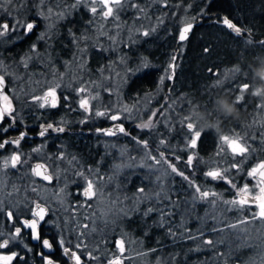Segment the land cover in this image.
<instances>
[{
  "label": "rangeland",
  "instance_id": "obj_1",
  "mask_svg": "<svg viewBox=\"0 0 264 264\" xmlns=\"http://www.w3.org/2000/svg\"><path fill=\"white\" fill-rule=\"evenodd\" d=\"M171 1L122 0L121 5L113 6L114 14L107 19L102 15V5L98 0H13L7 11L4 7H0V16L12 18L8 32L19 29L26 30L28 22H26L27 13H24V7L30 2H34L30 4V9L32 8L30 12L42 20V29L46 32L58 30L62 23H66V20L77 12L79 6L85 7L89 13V19L84 23L88 25H81L76 32L66 27L69 48L66 59H61L60 63L51 62L42 70L29 67V60L34 59L32 55L22 58L18 63L9 57L0 55V75L5 78L3 95L8 96L14 111H19L15 107V102L23 101L21 99L26 97L25 102L39 106L33 97L43 96L49 88H55L56 95L60 92L63 95L67 93L64 91L71 90L77 94V108L84 114V117L79 115L81 118H77V120L98 121L103 119L108 122V126L101 130L114 129V126L120 125L127 133L117 131L115 135L106 136L102 131L99 132L101 142L99 156L102 158L97 159L94 168L68 153L66 156L61 150L46 154L44 140L32 145L27 150H21L19 153L25 163L19 164V166L25 169L30 164L29 158L40 159L54 178L51 184H44L33 179L30 169L22 170L23 176L20 178L17 176L18 179H16L9 171L11 167L3 168L4 160H1L0 229L4 225L7 227L5 217L8 219L6 213L8 207L9 211L14 213L17 210L22 211L27 201L33 205L39 203L47 208L45 220L47 218L46 222L56 229L58 243L61 239L65 243L72 239V244L76 247L79 242L78 236L83 232V236H79V239L83 240L86 247L77 249L78 255L82 253L90 256L94 250L100 249L98 243H104L106 239L111 241V238H107V236L114 233L112 245L118 250L117 258L121 259V264H165L159 258L152 260L146 258L136 241L127 237L117 220L128 217L137 211H141L145 215L149 208L154 209L155 206H157L156 208L167 206L170 209L173 204L179 215L183 213L184 209H191V207L194 209L198 205L204 216L210 220L211 227L213 225L225 227L222 223L226 222L231 225L238 220L252 216L257 211L254 207H246L243 210L232 208L231 205H226L223 201L234 199L236 194L233 192L226 198L224 193L214 191L212 187L207 189L204 185L190 181L189 178L185 180L182 176L171 171L169 164L183 172L180 167H190L187 163L188 157L191 155L194 159L197 156L192 149L187 147L188 141L186 142L184 138V133L188 132L186 125L190 122L186 118H191L194 125L197 120L194 107L186 104L183 96H176L165 101L158 114L155 113L156 108H152L151 102L155 101L153 96H156L163 88L165 78L168 77L167 66L160 75L153 92L134 101H128L123 97V87L127 78L135 71L146 68L149 64L145 58H133L130 55L131 45L138 43L156 32L158 27L165 25L166 17L170 18L171 15L174 17L176 14V20L174 17L173 22H178L179 25L191 20L183 14L185 11L183 6L180 7ZM0 4H3V0H0ZM93 6L97 8L95 14L91 11ZM12 25H17L15 30H11ZM8 32L4 36H0V40L7 35L10 36L11 34ZM144 32H148L149 35L145 36ZM40 38L36 37L35 39ZM93 51L100 54L102 62L92 68L90 61ZM232 73H222L220 77L222 80L223 78L228 79ZM81 88H84L85 91L79 92ZM81 99L89 101L90 111H85L80 107ZM58 100L56 97V104ZM0 103L3 105L2 100ZM96 111H106L108 115L96 116ZM112 114L119 115L120 119L111 120L109 117ZM150 119L151 126L149 129L143 130L144 134L141 137L130 136L124 126L125 122L139 121L138 126L141 125V121L144 124L148 123ZM182 124L187 132L181 131ZM137 128V131L140 132L141 128ZM177 131L180 133L178 134ZM116 137L126 138L127 141L119 139V142H116ZM168 138H171L172 143H176L177 146L166 145ZM149 139L152 144H149ZM161 139L165 141L163 146L160 145ZM137 141H147L148 148H144ZM34 149H38V151H34ZM161 151L164 152L165 159L157 164L151 157L155 156L159 159ZM103 156L109 157V160L105 162ZM61 157L63 158L61 159ZM178 159H182V162ZM176 161L181 165H177ZM214 163L215 167L212 169H228L227 173L230 174L231 165H227L224 160H216ZM192 165L195 166L194 162ZM233 170L237 171V169ZM250 170L251 167L246 171L247 177ZM134 175H138L141 180L145 181L144 188L139 185V182L134 184L136 185L134 187L129 186ZM101 177L103 179H100ZM89 179L95 182L94 191L97 193L92 199H87L83 195ZM217 180L226 183L224 179ZM227 184L230 186L229 183ZM256 184L257 181H252V188ZM196 186L210 193L215 192L218 196L202 200L195 191ZM239 187H243V185L241 184ZM141 189L143 191H140ZM73 193H77L79 195L77 198L80 200H74ZM174 197L178 198L174 199ZM211 200H215L216 203H211ZM85 224L88 225L87 228L81 227ZM228 225L227 232L232 236L235 235L234 239L237 240L236 243L239 244V247L246 249L247 256H250L248 259H251L250 264H264V222L256 220L248 224H240L236 228L228 227ZM223 232L224 230L220 232L219 241L227 248L230 241L227 237H223ZM13 233L8 230L4 238H8ZM118 240L123 242V254L116 246ZM11 241L12 243L18 242L19 239L16 237ZM205 241H209V238H206ZM59 248L63 251L62 247ZM112 259L110 258V260ZM90 264L98 263L96 259H93Z\"/></svg>",
  "mask_w": 264,
  "mask_h": 264
},
{
  "label": "trees",
  "instance_id": "obj_2",
  "mask_svg": "<svg viewBox=\"0 0 264 264\" xmlns=\"http://www.w3.org/2000/svg\"><path fill=\"white\" fill-rule=\"evenodd\" d=\"M171 2L180 7L183 6L185 8L183 14L188 19L197 20L200 18V21L194 25L184 43L177 42L176 36L181 25L178 22H173L174 17L176 20L175 14L174 17L172 15L170 18L166 17L165 25L158 27L156 32L131 45L130 55L133 58H145L149 64L146 68L135 71L127 78L123 87V97L128 101H134L153 92L166 66H172V77L165 78L163 88L156 96H153L155 101L151 102L152 108H156L155 113L158 114L165 101L183 95L184 102L200 113V120L205 119V112L210 109L211 113L207 119L211 122V128L201 127V136L197 140L194 151L200 159L197 158L194 161L195 166L192 165L193 167L180 168L190 181L204 185L207 189L212 187V190L224 193L227 198L232 195V192L236 194V189L231 184L228 186L227 183L214 181L210 177H206L204 173L214 168L213 161L220 158L217 151L218 133L239 134V132L244 131L251 136V129L254 126V101L250 92L244 93V99L235 104V115H223L218 101L226 99L229 104L234 102L236 89L246 83L245 70L251 69L252 64L261 59L264 48L260 47L259 42L264 41V0H174ZM204 14L207 16H203ZM213 17L218 20L227 17L243 30V34L237 36L234 31L226 26L214 23ZM77 18L76 12L58 29L64 30L65 27H71V29L77 30ZM62 39V43L56 42L52 46L57 49L65 46L68 49L69 45L65 37ZM11 44L10 37H3L0 40V55L11 58V51L8 48ZM99 62H102L100 54L93 51L90 61L92 68ZM174 65H176L175 68ZM235 66L241 68V72L222 80L221 72ZM70 94L72 93H68V97L71 96ZM59 95L62 93L60 92ZM26 98L21 99L23 101L15 102V107L19 111L15 110L14 117L13 115L6 116V121L0 126L13 123L28 129L42 128L48 124H52L53 128L62 127L64 128L63 132L49 129L51 151H59L64 148L63 145H66L65 148L68 152L75 155L82 163L89 165H93L99 157L102 158L99 156L100 135L95 131V127L102 128L108 124L107 121L103 119L98 121L77 120V118L84 117V114L79 111L81 117L74 116L71 111L76 109V105L75 101L70 100V98L67 100L61 98L56 107L50 108H46V106L41 108L36 104H29L25 102ZM209 99H211V103H208ZM137 123L140 124L139 121L124 123L130 136L138 135L141 137L144 134L145 128L140 127V132L137 131ZM183 128L182 124L181 131H185ZM3 135L4 132L0 131V138ZM119 139L116 137V142H119ZM120 140L127 141L126 138ZM148 141L149 144H152L150 139ZM172 142L171 138H168L166 145H177ZM247 142L250 140L247 139ZM208 155L210 158L206 160L205 157H209ZM253 158L256 156L247 154L244 159L243 157L241 159L245 162L243 163L244 169L241 166L237 171L230 169V178L237 187L241 184H251L246 181L244 175L245 169L253 162ZM178 160L182 162V159ZM31 161L33 159L29 158V163ZM176 164L181 165L178 161ZM236 176L237 181L235 180ZM138 182L143 188L146 185L144 180H141L138 175H134L129 186L134 187L136 186L134 184H138ZM73 197L76 201L80 200L77 198L79 197L77 193H73ZM177 198L174 197V199ZM195 207L194 209L192 207L191 209H184L183 213L178 215L176 213L177 208L171 204L170 209L167 206L158 207L151 212L147 211L145 215L143 212L137 211L128 217L120 218L117 222L127 237L136 241L145 257L150 260L159 258L165 264H250L251 259H248L250 256H247L246 249L239 247V244L236 243L237 240L234 239L235 235L232 236L227 232L228 223H222L225 227H215V225L211 227L209 225L210 220L204 216L200 207L198 205ZM171 210L173 211L171 212ZM20 216L26 217L28 212H14V221L17 222ZM46 220L39 226L40 238L31 245V248L28 249L27 233L22 230L17 238L19 241H23V244H20L19 241L13 243L11 241L7 248L0 249L4 253L15 252L24 257L23 260L13 259L11 264H43L41 257H37V254H46L38 246L42 237H49L50 242L53 243L56 251L50 254V257L56 264H73L72 260L64 255L59 248L61 246L57 242L56 229L53 225H49ZM5 221L7 227L4 225L3 230L0 229L3 238L8 230H11L6 228H9L13 223L9 222L6 217ZM223 230V237H227L230 241L227 248L219 241L220 232ZM114 236L115 234L111 233L107 236V238H111V241L106 239V242L98 243L101 250H94L91 254V257H95L98 264H108L110 258L118 256V250L112 245ZM206 238H209L212 243H205ZM65 246L69 247L70 250L78 251L72 244V239H69ZM79 255L81 256V264H90L93 260L90 256L82 253Z\"/></svg>",
  "mask_w": 264,
  "mask_h": 264
},
{
  "label": "snow or ice",
  "instance_id": "obj_3",
  "mask_svg": "<svg viewBox=\"0 0 264 264\" xmlns=\"http://www.w3.org/2000/svg\"><path fill=\"white\" fill-rule=\"evenodd\" d=\"M98 2L102 5V15L105 19H107L110 16H113L114 14V7L113 6H119L121 5L122 0H98ZM13 3V0H3V4H0V7H4L5 11L8 10V6H11ZM166 6V4H165ZM91 11L95 14L97 12V8L93 6L91 8ZM10 14V13H9ZM223 25L226 26L228 29H231L232 31L235 32L237 36H240L243 34V30L238 27L236 24H234L230 19L225 17L222 21ZM17 25H12L11 30H15ZM34 25L32 23H28L26 25V32H31L33 29ZM193 25L191 23L186 24L184 26L180 33H179V40L184 41L187 38L188 32L191 30ZM10 30L9 24L8 23H3L0 24V36H4L8 31ZM145 36L149 35L148 32L143 33ZM249 43H252L249 41ZM260 47L264 48V41L259 42ZM33 51H35V45H33ZM233 73H239L241 72V68L237 67L234 68ZM245 75L248 76L250 79L253 80L252 75H251V70L246 69L245 70ZM171 78V77H169ZM5 86V78L3 75H0V100L3 101V105L0 106V120H3L5 116H12L14 113V109L12 108L11 101L9 100L8 96L3 95V89ZM249 90V83H243L239 87V95L236 96V99L234 102H231L230 104L235 107V104L239 103L244 99V93H246ZM85 89L81 88L79 89V92H84ZM255 96H259V90L255 91L252 93ZM33 100L37 103H39V106L41 108H44L45 106H51V107H56V92L55 88H49L43 96H35L33 97ZM43 101V102H41ZM208 103H211V99H209ZM80 107L84 109L85 111H90L89 109V101L86 99H81L80 100ZM96 116H107L108 113L106 111H96L95 112ZM111 120L116 121L120 119L119 115L112 114L109 117ZM190 122L187 123L186 127L192 135L189 137L187 147L189 148H196L197 146V140L201 136V132L199 130H196V126L191 122V118H186ZM151 126V119L149 120L148 123H144L141 125H138V127L141 128H149ZM49 129H53L54 131L58 132H63L64 128H53L52 124H48L46 127H42V130L40 131L39 135L44 136L45 132H47ZM6 132L7 129H4ZM103 132V135L106 136H112L115 135L116 132L120 133H125V129L120 126L116 125L114 126V129H97V132ZM127 134V133H125ZM25 137V133H20V138L16 140H4L2 143H0V149L4 148L8 144H15L19 145L20 140ZM221 141V150L226 151L231 154L233 157V163L231 164V168L233 169H239V164L235 162V157L240 156L244 157L248 152H249V146L247 144V137L245 136H240L236 135L235 137H230L228 135H222L220 137ZM137 143L142 144L144 148H148V143L147 141H137ZM165 144V141L161 139L160 145L163 146ZM227 146L226 149L224 146ZM34 151H38V149H34ZM219 154V153H218ZM63 157H61L62 159ZM151 159L157 164L161 162V160L165 159L164 152H160L159 159H157L155 156H152ZM25 163V161H22L21 155L17 153H13L10 158L4 160L3 162V168H16L17 165ZM188 165H192L193 163V156H189L187 160ZM169 167L171 168V171L173 173H176L179 176H182L185 180H188V177L184 175L183 172L178 171V169L171 164H169ZM47 168L43 164H37L35 168L32 169V172L34 175L41 177L43 180L50 181L52 177L47 174ZM228 169H220V168H215L210 171H207L204 173L206 177H210L213 180L217 179H224L226 183H229L232 185L233 188L236 189V197L232 200H225L223 201L224 204L226 205H231L232 208H239L243 210L244 208L248 207H254L257 209V211L250 217H245L242 220H238L236 223H233L231 225H228V227L231 228H236L240 224H248L250 222H254L256 220L264 222V161H261L258 163L256 166H254L250 171H248L247 175L248 177L252 179H258V183L254 188H250L249 185L246 183L243 185V187H237L232 180L226 178V173L228 172ZM100 179H103L102 177ZM94 185L95 182L91 179L87 181V186L84 189L83 195L87 199H92L97 193L94 191ZM140 191H143L141 189ZM196 193L199 194V198L202 200H208L209 197H217L218 194L215 192H209V191H204L201 190L199 186L195 187ZM211 203L215 204V200H211ZM36 210H31L32 216L34 217L32 220H23V226L25 228H29L32 231V238L34 240H38L39 234L37 232V227L40 221L44 220V216L46 213V209L44 207H41L39 203H36L35 205ZM153 211V209L149 208L148 212ZM7 217L9 220L14 219V213L9 211L7 212ZM81 227L87 228L88 225H82ZM21 233V228L16 227L15 232L11 234L8 238H3V235L0 234V249L7 248L11 240H14L17 236H19ZM172 235H175L172 233ZM79 236H83V232L79 234ZM78 236V243L76 244L77 249H81L83 247H86L84 245L83 240H80ZM191 238V237H190ZM205 243L211 244L212 241H205ZM65 242L63 239L60 240V246L63 248V253L64 255L68 256L70 259L74 260V264H81V256L77 254L76 251L70 250L69 247L64 246ZM116 246L119 249L120 253L123 254L124 252V245L122 241H116ZM43 247L47 249L52 248V244L49 242V240L45 239L43 240ZM91 256V254H90ZM19 258L20 260H23L24 257L19 256L18 253L13 252L11 255H0V264H11L13 259ZM95 259V257H91ZM44 264H55L53 259H50L48 257H44ZM108 264H121V259L114 257L112 260L108 261Z\"/></svg>",
  "mask_w": 264,
  "mask_h": 264
},
{
  "label": "flooded vegetation",
  "instance_id": "obj_4",
  "mask_svg": "<svg viewBox=\"0 0 264 264\" xmlns=\"http://www.w3.org/2000/svg\"><path fill=\"white\" fill-rule=\"evenodd\" d=\"M172 1H174V0H172ZM32 3H34V2H30L27 5H25V7H24V13H27V15H26L27 16L26 17V22L32 23L34 25L32 31L31 32H26V30H24V29H19V30H15V31L8 32L11 35L10 36L7 35V37H10L11 42H12V44L8 48L11 51V59H13L14 61H16V63H18V61L21 60L22 58H26L27 56L32 55L34 57V59L32 61L29 60V62H28L29 63V67L37 68V69H42L43 70L47 66V64H51V62H53V63L56 64V63H60V60L61 59H66L68 49H66L65 46L63 48H59V49H57L54 46H52L56 42L62 43L63 42L62 37L63 38L65 37V40L68 43L67 35H66V32H65L66 27H65L64 30L58 29L56 31H51V32H49V31L46 32L45 30H43L42 29V26L43 25L41 23L42 20L36 14L30 12V10L32 9V8L30 9V6H31L30 4H32ZM77 16H78V18L76 19L77 20L76 21L77 22V30H79L80 27H81V25H83L89 19V13H88V11H87V9L85 7L79 6V8L77 9ZM203 16H207V14H204ZM213 19H216V18L213 17ZM213 19H212V21H213ZM216 20L218 21V19H216ZM2 21H6L9 24V28H10V25L12 23V18H9L7 16L2 15V16H0V24H1ZM189 21H191V20H189ZM214 23H217V22H214ZM217 24H220V23H217ZM86 25H88V24H84L83 26H86ZM69 28H71V27H69ZM77 30H75V32ZM179 31H180V28H179ZM179 31H178V33H179ZM178 33H177V36L176 37H178ZM36 37H41V38L38 39V40H36L35 39ZM186 39L184 41H178V38H177V42L184 43L186 41ZM33 45H35V51H33ZM1 57H2V55H1ZM258 61L256 60L252 64V67L250 69L253 80L250 79L248 76L245 77L246 83H249V90H248V92H250V96H251V98L254 101V110H253L254 111V126L251 129V136H249L247 134V132H244V131L239 132V134L238 133H232V134H228V133H221L220 134V133H218V137H217V139H218L217 140V151L219 153V157L220 158L219 159H215V161L216 160H220V161L221 160H224V162H226L227 165H231L234 162L233 161V157L231 156L230 153L221 150L220 137L222 135H228L230 137H235L236 135H240V136H245V137H247V139L250 140V142H247V144L249 146V149H250L247 154L248 155L253 154V155L256 156V158H253L252 159L253 162L250 163V166L249 167H251V169L256 164H258L262 160H264V95H262V96H255V95L252 94L255 91L256 88H258L260 86H264V74H261L259 76L256 75V71L264 68V52H263V54L261 56V59L258 60ZM176 65H174V68L176 67ZM172 68H173L172 66H168V71H169L168 72V76L169 77H172L171 76V72L173 73V69ZM234 68H237V67L235 66ZM234 68H231L229 70H224L221 73H223V74L226 73V72L232 73L233 72L232 70ZM235 74H237V73H232L231 76H233ZM4 90H5V86H4L3 91ZM64 92H68V93H72V94H70L71 95L70 97H68V93H64L63 95L57 94L56 97L59 99L58 102L61 101V98H63L64 100H67V99L70 98V100L75 101L76 109L74 111H71V112H73V114H74L75 117L79 116L80 112L77 109V100H78L77 94L75 92L71 91V90H68V91L66 90ZM239 94L240 93H239V87H238L236 89V96H238ZM181 96H183V95H181ZM181 96H177V97H181ZM56 106H57V104H56ZM48 108H50V107H48ZM210 113H211L210 112V109L209 110H206V112H205V119L200 120V116H201L200 113L198 111H195V114H196L195 115V119L197 120L196 123H195L196 130H199L200 131L201 127H204V126H207V128H211V122H210L209 119H207V117H208V115H210ZM5 121H6V118H5ZM106 126H108V124ZM106 126H103L102 128H105ZM16 127H17V129H15ZM18 127L19 128H22L27 133H34V134H36V136L34 138L24 137L23 139L20 140V143H19L18 146L15 145V144H8L4 148L0 149V161L7 159V157L11 156L13 153L20 154L19 152L21 150L22 151L23 150H27L32 145L39 143L40 142L39 141L40 139H42V140L45 141L44 142L45 143V148H44L45 149V153L46 154L51 153V150H50V138H49L50 131L48 130L47 132H45V135L44 136H40L39 133L42 130V128L28 129V128L24 127V126H20V125H17V124L15 125L13 123H11V124L9 123V125L0 126V131H3L4 132V135L0 138V143H2L5 138L6 139L8 138V140H16V139H19L20 136H19L18 132H19L20 129ZM102 128L95 127V131L97 132V129H102ZM4 129H7V131L5 132ZM183 129H185L184 132H187V129L186 128H183ZM177 133L179 134L180 132H177ZM99 135H100V133H99ZM191 135H192V133H190L189 131L187 132V134L184 133V138H185V141L186 142L189 140V137ZM63 147L64 148H61L60 149L63 154L64 153L65 154L68 153L70 156L76 157L71 152H68V150L65 148L66 145H63ZM226 147L227 146L225 145L224 148L226 149ZM190 149H192L193 151H195V148L194 149L193 148H190ZM66 156H67V154H66ZM245 156L243 157V159L245 158ZM104 158H105L104 159L105 162H106V160H109V157L106 158L104 156ZM197 158H199V157L196 156L193 159V162ZM209 158H210V156L209 157H205L206 160H209ZM241 159H242V157L237 156V157H235V162L239 164V167L241 166V168L244 169L243 168V163H245V162H243V160H241ZM37 161L41 162L40 160H35L33 158V161H31L30 164L25 167V169L23 167L17 165L16 168H9L10 169L9 171H10V173L13 171L12 172L13 177L16 178V179H18L17 176L19 178L21 176H23V173L21 172L22 170H26V169L32 170L33 169L32 168L33 167V164L35 162H37ZM215 161H213V164H215L214 163ZM96 164H97V160L95 161V163L93 165H89V164H86V165L94 168V165H96ZM249 167H247L245 169L244 178L246 179L247 182L252 183V181H257V183H258L259 177H257V179H255V180H253L251 178L252 179L251 180L250 178H248L246 176V171H247V169ZM47 172H49V171H47ZM32 174H33V172H32ZM51 176H52V174H51ZM33 177H34L33 179H35V180H37L39 182H42L40 179L35 178L34 174H33ZM226 178L231 180L229 173H226ZM244 178H243V181H244ZM236 179L238 180L237 176H236L235 180ZM53 181H54V178L52 176V182ZM42 183H44V182H42ZM51 183H48V184H51ZM44 184H47V183H44ZM252 186H251V184L249 185V187H251V188H252ZM35 204L36 203H34V205H33L32 203H30V202L27 201L26 205L24 206L25 208H23L22 211L21 210H17V211H21V212H28V216H26V217L20 216L18 218V221L17 222L14 221L15 219H13V220H9L8 219L9 222H13L10 225V227H9V229H11L12 232H15V228L16 227L21 228V231L22 230L26 231V233H27V240L26 241L28 242V244H27L28 245L27 246L28 249L31 248V245H33L34 243H36L37 240H34L32 238V231H31V229L25 228L23 226L22 219L29 220V219L34 218L32 216V212L30 211V209L31 210H34L35 209ZM32 205H33V207H32ZM17 211H14V212H17ZM7 212H9V207H8V211ZM46 213H47V208H46ZM45 217L46 216H44V219H45ZM41 223L38 224L37 232H38V229H39V226L41 225ZM46 230H47V228H46ZM45 239L49 240V237H42L41 238V241H40V245H38V246L41 248V251H44L46 254H44V255L37 254V257H41V259L43 260V264H44V257H48V258L52 259L50 257V254H53L56 251L53 243H51L50 240H49V242L52 244V251L51 252H48L47 251V248H44L43 247V240H45ZM19 243L20 244H23V241L20 240ZM32 249H33V247H32ZM11 254L12 253H4V252L0 251V255H11ZM72 263H74V260H72Z\"/></svg>",
  "mask_w": 264,
  "mask_h": 264
},
{
  "label": "water",
  "instance_id": "obj_5",
  "mask_svg": "<svg viewBox=\"0 0 264 264\" xmlns=\"http://www.w3.org/2000/svg\"><path fill=\"white\" fill-rule=\"evenodd\" d=\"M223 19L224 18H222L221 20H216V19H213V21L214 22H217V23H220V24H222L223 25V23H222V21H223ZM200 21V18L199 19H197V20H191V21H187V22H185V23H183L182 24V26L180 27V31H181V29L184 27V26H186V24H188V23H191L192 25H193V27H194V25H196L198 22ZM3 23H7L6 21H2L1 22V24H3ZM193 27L191 28V30L188 32V34H187V37H188V35H189V33L192 31V29H193ZM180 31H179V33H180ZM179 33H178V41H180L179 40ZM0 106H2L1 105V103H0ZM5 118L6 117H4V119L3 120H0V124L1 123H3L4 121H5ZM19 128V127H18ZM15 129H17V127L15 128ZM20 130H19V132H18V134H19V136H20V133H25V137H27V138H34L35 136H36V134H34V133H27V132H25L22 128H19ZM4 140H8V138L6 139H4ZM3 140V141H4ZM37 164H42L41 162H39V161H37V162H35L34 164H33V167L32 168H35V166L37 165ZM47 174L48 175H50L51 176V174L49 173V172H47ZM35 176V178H37V179H40L42 182H44V183H51L52 182V179L50 180V181H46V180H43L41 177H38V176H36V175H34ZM52 177V176H51ZM40 206L41 207H44L45 209H46V207L44 206V205H42V204H40ZM34 210H36V209H34ZM46 214V213H45ZM33 219V218H32ZM32 219H29V220H32ZM23 220H25V219H22V221ZM43 221V220H42ZM42 221H40L39 223H41ZM47 251L48 252H51L52 251V248L51 249H47Z\"/></svg>",
  "mask_w": 264,
  "mask_h": 264
},
{
  "label": "clouds",
  "instance_id": "obj_6",
  "mask_svg": "<svg viewBox=\"0 0 264 264\" xmlns=\"http://www.w3.org/2000/svg\"><path fill=\"white\" fill-rule=\"evenodd\" d=\"M261 74H264V68L256 71L257 76H259ZM257 90H259V93H260L259 96L264 95V86H260V87L255 89V91H257ZM218 103H219L220 110L222 111L223 115L227 116V115H235L236 114L235 107L232 106L231 104H229V102L226 99H221L218 101ZM204 127L207 128V126H204Z\"/></svg>",
  "mask_w": 264,
  "mask_h": 264
}]
</instances>
